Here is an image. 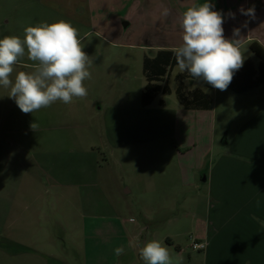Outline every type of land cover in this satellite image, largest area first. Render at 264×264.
<instances>
[{"label":"crops","instance_id":"crops-1","mask_svg":"<svg viewBox=\"0 0 264 264\" xmlns=\"http://www.w3.org/2000/svg\"><path fill=\"white\" fill-rule=\"evenodd\" d=\"M51 1L53 11L72 17L79 24L85 23L94 29L98 27L100 33L110 36L119 33L121 37L137 16L147 17L151 25L156 20L166 23L174 20L181 28L183 13L189 7L206 2ZM209 2L214 4L213 10L224 14L226 38L233 37L234 28L243 30L239 37V50L244 48L241 51L244 63L250 61L257 67L259 60L251 52L250 46L257 43L264 49V0ZM253 5L255 19L240 13L241 7L247 10ZM165 8L169 10L167 16L162 14ZM230 13H234L235 18ZM159 35L160 39L156 41L154 38V43L149 46H137L153 49L154 54L149 58L155 57L159 51H171L181 44L167 41L165 35ZM105 41L112 45L133 46L111 42L107 38ZM247 51L255 56L256 62L251 60ZM201 89L207 94L205 90L208 89ZM210 90H215L211 110H187L178 102L167 113L165 101L160 99L164 102V105H160L159 100L158 105L164 108L158 109L163 111L160 115L167 117L164 125L168 126L174 137V151H169L164 157L163 197L152 196L148 205V209L161 210L160 216L167 220L165 226L179 224V221L191 217L195 225V240L205 245L204 250L194 251L190 246L192 251H188L178 245L173 251L172 246L176 243L170 236L162 238L155 231L144 234V228L138 226L134 218L125 217L124 209L128 204L124 202V195L133 191L127 178H121L109 170L100 177L96 176L97 180L89 173L86 181L73 169H66L63 178L55 173V161L58 160L53 145H57L56 140L26 141L16 145L15 158L21 162L25 175H28L29 168L34 175L30 180L26 177L24 187H8L6 191L11 195L8 196L9 206L5 205L7 211L1 220L3 229L0 231V241L6 242L0 249L4 252L6 264H75L73 255L80 264H144L138 255L139 248L151 240H158L162 244L166 242L174 264L177 261L179 264H264V84L242 94L229 88L221 91L213 87ZM154 103L155 100L151 105L141 107L149 112ZM150 122L144 124L148 126L146 132L139 133L141 125L130 121L126 123V128L131 131L124 133L122 129L125 123L104 120L105 144L116 149L133 146L141 141V135L154 130V123ZM221 122L225 124L224 135L220 139L222 149L215 156L213 134ZM207 134L210 136V147L205 154L194 156L189 166L186 152L209 139L206 138ZM5 145V142H0V155L4 151L8 154ZM106 165L110 164L107 162ZM101 167L104 169V166ZM156 176L152 171L145 174L136 171L131 180L134 184L146 181V188L142 187L141 190L155 194ZM95 190H99L103 198L96 204L100 214L93 211ZM46 194H53V202L46 201ZM257 200L260 201L259 207L256 206ZM175 209L181 212L171 216ZM56 210L59 217L53 216ZM13 211L16 216H13ZM152 216L148 212V221ZM121 246L124 254L117 257L114 249ZM13 259L15 263H12Z\"/></svg>","mask_w":264,"mask_h":264},{"label":"rangeland","instance_id":"rangeland-1","mask_svg":"<svg viewBox=\"0 0 264 264\" xmlns=\"http://www.w3.org/2000/svg\"><path fill=\"white\" fill-rule=\"evenodd\" d=\"M51 4V0H0V38L18 36L23 39L24 29L27 26H35L41 23L51 24L61 20L71 23L78 30L81 46L84 47L83 50L93 60V64L88 69L91 78L84 81L87 96L83 98L74 97L70 104L57 101L50 107L41 108L32 114H25L18 108L14 99L7 96L8 90L0 86V142L7 144L5 145L6 151L8 154L10 153L8 155L4 151L0 155V231L3 229L1 220L7 211L5 207L9 206L8 196L11 194L6 192L8 187L25 186L26 177L30 180L34 175L31 168L28 170V175L23 172L21 162L15 158L16 145L26 141L36 143L42 140H56L57 145H53V149L57 150L54 152L57 154L56 160H58L55 161L57 164L55 173L57 175L64 178L66 169H73L76 174H81L79 176L85 177L87 181L89 173L96 178V176L100 177L103 172L110 170L121 178H127L133 187V191L124 195V202L128 204V207L124 209V216L134 218L138 226L144 228L142 230L144 234L155 231L162 238L170 236L176 243L172 246L173 251L177 249L178 245L192 251L190 246L192 240H195V225L191 217L179 221V224L165 226L167 220L160 216L161 210L148 209L152 196L163 197L161 186L162 175L165 172L164 157L169 151H174V137H172L168 126L164 125L167 117L160 115L163 113L160 110L164 108L159 106L158 102L160 99L165 101L167 113L178 103L175 95L179 81L177 75L186 74L187 71L181 72L178 67H175L170 77L166 79L169 81L168 85L172 93L159 95L149 112H145L141 107L143 86L146 83L143 76V57H152L154 50L137 47L149 46V44L154 43V38L155 40L160 39L159 34L165 35L167 41L182 43V28L178 27L174 20L171 23L156 20L155 24L151 25L147 17L137 16L133 20L132 26L125 30L122 37L119 33H113L110 36L98 32V27L94 29L85 23L79 24L74 21V18L53 11ZM241 34H243L242 29H240V37ZM105 38L111 42H123L133 46L112 45L105 41ZM243 50L244 48L240 49V52ZM247 54L251 60L257 61L250 51H247ZM30 63L32 62L25 57L23 62L16 66L10 78L14 80L17 72L30 70L24 67L25 64ZM184 84L187 92L198 87L201 88L196 81L190 80L188 77L184 79ZM205 91L215 101V90ZM104 120L125 123L122 129L124 133L131 131V129L126 128V123L130 121L141 125L139 126V133L146 132L148 126L144 124L150 121L154 123V130L147 131L149 136H144L147 134L141 135V141H138L137 144L116 149L114 146L105 144ZM233 121L235 122V119ZM33 122L38 124L36 130L30 127ZM219 124L221 126L213 134L215 156L222 149L220 139L224 135L223 126L225 124L222 122ZM135 132L136 129H134ZM207 137L209 139L204 140L198 147L192 148L191 151H187L188 153L186 152L188 164L194 156L206 153L210 147L209 134ZM43 146L49 147V145ZM72 152L75 154H71ZM107 162L110 164L109 166L106 165ZM101 166H104V169ZM136 171L139 174H145L147 171L157 174L154 184L155 194L141 190L142 187L146 188V181L133 183L131 177ZM94 195L95 206L93 211L100 214L101 211L96 204L101 202L103 198L99 190H95ZM13 196L14 194H12ZM52 197L53 194H46V201L53 202ZM45 211L47 212L46 209ZM148 212L153 215L150 221H148ZM180 212V209H175L171 216ZM13 216H16L15 211H13ZM53 216L59 217V211L56 210ZM4 243L6 242L0 241V249H3ZM163 244L167 246L166 242ZM5 258L3 250H0V264H6ZM73 260L75 264H80L74 255ZM12 263H15L14 259Z\"/></svg>","mask_w":264,"mask_h":264},{"label":"clouds","instance_id":"clouds-1","mask_svg":"<svg viewBox=\"0 0 264 264\" xmlns=\"http://www.w3.org/2000/svg\"><path fill=\"white\" fill-rule=\"evenodd\" d=\"M214 7L206 0L183 13L182 43L171 51L181 72L187 71L194 81H203L224 91L234 73L243 66L244 56L239 50L240 38H237L240 29L234 28L233 37L226 38L224 14L213 10ZM239 11L255 19L254 5L247 10L241 7ZM162 14L167 16L169 10L165 8ZM230 15L235 18L234 13ZM83 48L78 30L64 20L27 26L23 39L18 36L0 38V86L8 90L7 96L14 99L25 114L50 107L57 101L70 104L74 97H86L84 81L91 78L88 69L93 60ZM25 57L32 62L24 65L30 70L19 71L14 80L11 79ZM30 127L36 130L38 124L33 122ZM256 206H260L259 200ZM124 251L122 246L117 247L114 254L119 257ZM138 255L144 264H174L167 246L158 240L145 243Z\"/></svg>","mask_w":264,"mask_h":264},{"label":"trees","instance_id":"trees-1","mask_svg":"<svg viewBox=\"0 0 264 264\" xmlns=\"http://www.w3.org/2000/svg\"><path fill=\"white\" fill-rule=\"evenodd\" d=\"M251 52L258 58L259 64L256 67L252 62L247 61L234 73L233 80L228 86L237 94L245 93L264 84V49L257 43L250 46ZM178 67L172 51L162 50L153 58L145 57L143 60V75L146 81L145 89L141 96V106L147 107L153 103L158 95H169L172 93L168 85V79L172 70ZM193 80L192 76L186 74L177 75L178 85L175 91L176 99L187 110H211L213 100L201 88L191 92L185 89L184 79ZM202 88L212 89L210 84L203 81H196ZM160 105L164 102L160 100Z\"/></svg>","mask_w":264,"mask_h":264},{"label":"built area","instance_id":"built-area-1","mask_svg":"<svg viewBox=\"0 0 264 264\" xmlns=\"http://www.w3.org/2000/svg\"><path fill=\"white\" fill-rule=\"evenodd\" d=\"M191 248L194 251H202L205 249V245L197 240H192Z\"/></svg>","mask_w":264,"mask_h":264}]
</instances>
